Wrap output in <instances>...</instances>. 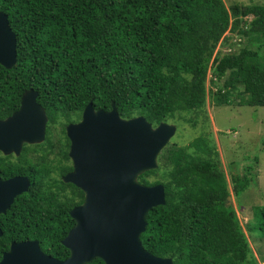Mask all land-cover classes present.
<instances>
[{
	"label": "trees",
	"instance_id": "1",
	"mask_svg": "<svg viewBox=\"0 0 264 264\" xmlns=\"http://www.w3.org/2000/svg\"><path fill=\"white\" fill-rule=\"evenodd\" d=\"M0 10L16 37L15 63L0 64V118L18 108L28 88L51 113L42 143H24L19 155L0 152V178L30 180L0 214V257L11 241L27 239L56 258L68 256L60 240L74 225L69 210L84 194L62 179L71 169L64 126L89 100L103 109L113 102L123 118L143 115L153 126L166 121L193 129L209 126L206 103L264 106V4L0 0ZM226 30L246 45L216 49L228 39ZM209 135L185 145L168 142L157 167L138 174L145 185L162 183L165 199L147 211L140 241L173 264H260L236 210L226 204L228 195L239 200L255 184L256 158L230 161L235 172L227 174ZM253 208L247 229L264 238V204Z\"/></svg>",
	"mask_w": 264,
	"mask_h": 264
},
{
	"label": "water",
	"instance_id": "2",
	"mask_svg": "<svg viewBox=\"0 0 264 264\" xmlns=\"http://www.w3.org/2000/svg\"><path fill=\"white\" fill-rule=\"evenodd\" d=\"M15 60V33L0 10V64L9 68ZM35 97V91H26L18 109L0 118L3 154L18 155L24 142L43 139L45 115ZM175 131L173 123L153 126L142 115L123 118L113 102L109 109H95L88 101L81 119L66 126L72 170L62 179L84 194L69 210L74 225L60 240L68 256L56 258L44 252L37 239H27L11 241L0 264H85L95 258L104 264H173L171 257L156 256L142 246L145 215L165 199L162 183L145 185L137 176L157 167V156ZM29 184L25 175L0 178V214ZM230 199L228 195L226 204Z\"/></svg>",
	"mask_w": 264,
	"mask_h": 264
},
{
	"label": "rangeland",
	"instance_id": "3",
	"mask_svg": "<svg viewBox=\"0 0 264 264\" xmlns=\"http://www.w3.org/2000/svg\"><path fill=\"white\" fill-rule=\"evenodd\" d=\"M224 1L226 4L234 2L264 4V0ZM224 35H229L228 39H223L221 44L216 45V49L221 52L238 50L246 45V38L242 39L237 34H229L227 30L224 32ZM208 77L205 82L206 87H209ZM205 107L209 118V126L207 128L203 129L200 126V129H193L188 124L181 127L177 125V129L169 139V142L185 145L189 144V141L193 137L202 132L210 134L209 137L213 139L219 152L221 167L227 174L235 172L228 165L230 161H242L243 164H246L249 161H245V159L252 161V158H256L255 162L252 161L253 171L256 172L255 184L251 183L247 186L241 192L239 200L231 194L228 204L232 205L236 210L239 222L247 235L253 254L260 261V264H264V258H262V256L264 257V238L257 235L252 236L247 229L248 221L254 215L253 207L264 204V106L233 104L215 106L212 102L206 103ZM48 114L51 115L50 112ZM201 129L203 130L201 131ZM36 147L42 150V144ZM56 172L57 170L54 171V173ZM159 174L160 172L156 176L158 177Z\"/></svg>",
	"mask_w": 264,
	"mask_h": 264
},
{
	"label": "clouds",
	"instance_id": "4",
	"mask_svg": "<svg viewBox=\"0 0 264 264\" xmlns=\"http://www.w3.org/2000/svg\"><path fill=\"white\" fill-rule=\"evenodd\" d=\"M14 32V31H13ZM219 45V44H218ZM16 61V60H15ZM28 90H33V91H35L36 92V97H35V100H36V102L40 105V107H41V111L44 113V115H45V126H44V136H43V139L41 140V141H43L44 140V137H45V133H46V122H47V119H49V117H48V112H46V110L44 109V107H43V104L42 103H40L38 100H37V97H38V91L36 90V89H33V88H28V89H26V90H24L23 92H22V94H21V96L26 92V91H28ZM20 96V97H21ZM90 101V100H89ZM19 104H20V100H19ZM86 105V104H85ZM93 105V104H92ZM18 107H19V105H18ZM84 108V107H83ZM18 109V108H17ZM16 109V110H17ZM95 109H97V108H95ZM103 109V108H102ZM83 110V109H82ZM10 115V114H9ZM137 116V115H136ZM143 116V115H142ZM2 119V118H1ZM74 119V118H73ZM147 121V120H146ZM166 122V121H165ZM69 123H71V121H69V122H67V124H65L66 126L69 124ZM77 123V122H76ZM168 123H173V122H168ZM174 125H175V123H173ZM66 126H64V131H65V135H66ZM176 126V125H175ZM176 129H177V127H176ZM66 137H67V135H66ZM68 138V137H67ZM41 141H38L37 143H40ZM68 141H69V144H68V151H69V146H70V140H69V138H68ZM169 142V141H168ZM24 143H27V142H24ZM23 143V144H24ZM34 143H36V142H34ZM23 144H22V146H23ZM28 144H32V143H28ZM166 146V145H165ZM164 146V147H165ZM163 147V148H164ZM162 148V149H163ZM22 149V148H21ZM21 151V150H20ZM162 151V150H161ZM160 151V152H161ZM159 152V153H160ZM2 153V152H1ZM68 153V152H67ZM3 154V153H2ZM10 154H14V153H10ZM20 154V153H19ZM18 154V155H19ZM4 155H8V154H4ZM15 155V154H14ZM159 155V154H158ZM68 157H69V155H68ZM157 158H158V156H157ZM69 159H70V157H69ZM71 160V159H70ZM157 165H158V163H157ZM71 171V170H70ZM26 176V175H25ZM30 181V180H29ZM1 228V227H0ZM22 241V240H21Z\"/></svg>",
	"mask_w": 264,
	"mask_h": 264
},
{
	"label": "flooded vegetation",
	"instance_id": "5",
	"mask_svg": "<svg viewBox=\"0 0 264 264\" xmlns=\"http://www.w3.org/2000/svg\"><path fill=\"white\" fill-rule=\"evenodd\" d=\"M43 107H44V105H43ZM44 109L46 110V108L44 107ZM83 109V108H82ZM46 112H47V110H46ZM81 113H82V110L80 111V115H79V117L76 119L75 117H74V120L73 121H71V123H76V122H78L80 119H81ZM48 123H49V119H47V122H46V129H47V126H48ZM67 124V123H66ZM66 126V125H65ZM69 163L71 164V169L70 170H72V162H71V160L69 159ZM70 170H68L67 172H69ZM67 172H65V173H67ZM64 173V174H65ZM63 174V175H64ZM62 175V176H63ZM83 201V200H82ZM4 214V213H3ZM53 256V255H52ZM55 257V256H54ZM1 258V257H0Z\"/></svg>",
	"mask_w": 264,
	"mask_h": 264
}]
</instances>
